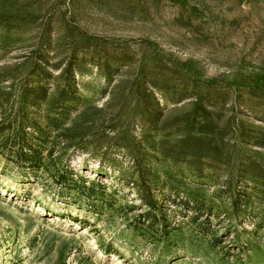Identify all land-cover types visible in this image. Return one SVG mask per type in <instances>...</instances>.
<instances>
[{
  "label": "rangeland",
  "instance_id": "obj_1",
  "mask_svg": "<svg viewBox=\"0 0 264 264\" xmlns=\"http://www.w3.org/2000/svg\"><path fill=\"white\" fill-rule=\"evenodd\" d=\"M197 100L219 155L195 166L161 143ZM262 133L264 0H0V264H264Z\"/></svg>",
  "mask_w": 264,
  "mask_h": 264
},
{
  "label": "trees",
  "instance_id": "obj_2",
  "mask_svg": "<svg viewBox=\"0 0 264 264\" xmlns=\"http://www.w3.org/2000/svg\"><path fill=\"white\" fill-rule=\"evenodd\" d=\"M3 15L5 17L7 16V13ZM6 20H9V18ZM73 63L74 62H69L60 75V78L68 77V80H70L72 83L67 84V87L62 89H60L58 84L56 86V89H60L62 95H66L68 92L71 93V89L74 87ZM104 63H106L105 65L108 69H110L107 59L104 60ZM34 67H40V65H34ZM49 76H51V74H49ZM42 80L43 79L38 78V84L35 87L28 88V85L26 86L28 91L35 94L34 99L45 100L47 98L49 89L47 85L41 84ZM144 83L146 82L144 81ZM144 86L146 88L141 87L138 83L133 87V89H129V95L134 94L136 96L137 104L142 107L144 114L147 116L148 121L150 122V125L155 126L162 120V118H164L165 114L160 107L159 100L156 97L154 91L150 88H147L148 86L146 84H144ZM153 88L158 90L157 84H154ZM211 116L212 112L207 107H205L200 100L192 102V109L188 114H186L183 120L185 123L190 125L191 131L184 135L183 138L176 144L170 145L168 141L162 142V155L176 162L187 161L189 164L195 166L201 165L205 159H215L219 155V146L215 144L213 138L210 136H212L214 133H217L219 126L211 119ZM261 138L262 141L260 142L258 140L256 144L260 147H264L263 133L261 134ZM248 168L249 174L252 177L264 179V171L257 163H250ZM146 194H149L148 188L147 192L142 194V196L144 197V201H147L149 208L152 209L156 206V203L153 201L151 195H149V199H147Z\"/></svg>",
  "mask_w": 264,
  "mask_h": 264
}]
</instances>
